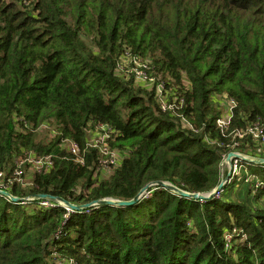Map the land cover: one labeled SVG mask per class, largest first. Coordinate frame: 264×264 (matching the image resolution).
<instances>
[{
    "label": "trees",
    "instance_id": "16d2710c",
    "mask_svg": "<svg viewBox=\"0 0 264 264\" xmlns=\"http://www.w3.org/2000/svg\"><path fill=\"white\" fill-rule=\"evenodd\" d=\"M127 58L153 87L121 76ZM218 96L233 103L225 129ZM255 124L264 0H0V184L28 199L0 196V264H264V166L243 163L203 202L156 186L129 208L34 200L128 202L157 182L212 193L229 154L264 158L237 134ZM95 133L119 165H104ZM26 157L53 166L19 183Z\"/></svg>",
    "mask_w": 264,
    "mask_h": 264
},
{
    "label": "built area",
    "instance_id": "2783aa9c",
    "mask_svg": "<svg viewBox=\"0 0 264 264\" xmlns=\"http://www.w3.org/2000/svg\"><path fill=\"white\" fill-rule=\"evenodd\" d=\"M131 62H133V64H135L134 65L135 68H134L133 72H130V73L134 74L136 82H140V84H141V83H145L146 80L149 81L148 76L146 74V70L148 69V64H146V63L142 64L137 59H133ZM124 69H125V67L122 70H124ZM161 91H162V87L159 86V93ZM229 104H230V106L227 110L226 116L224 115L223 117H221L217 123L218 127L221 129L227 128V126L231 122V117H232L231 114H232V110H233L232 104L233 103L231 101H229ZM237 134L240 135L241 139L248 138V137L252 138L256 143L259 144L260 148H262V147L264 148V125L255 124V125L251 126L246 132L241 133V131H239V132H237ZM104 150L108 151L107 148H105ZM71 152L73 155L78 153V148L76 145L75 146L72 145ZM102 152H103V149H102ZM236 154H241V153L238 152ZM241 155H243V154H241ZM225 159H226V157H225ZM119 163H120V159L115 155V153H111V156L109 158H106V160L104 161V165L106 167L107 166L108 167L117 166V165H119ZM243 163L244 162L240 159L232 161L231 168H232V170H234L235 174L241 172V168H242ZM16 164H17V169L14 173V176H15V180L19 183H23L24 169L26 168L27 165H28V167L29 166L32 167L34 172H40L42 170V168H46L47 170H49L53 166V162H52L51 158H39V160H35L33 158L26 157L25 159L17 160ZM1 178L2 177L0 175V179ZM7 186H8L7 184H4V185L0 184V190L3 191L4 187H7ZM55 205L59 206L60 203H58L57 201H56V203H52L51 201H47V200H42V202H41V206H43V208H52ZM66 210L69 211L68 209H66Z\"/></svg>",
    "mask_w": 264,
    "mask_h": 264
},
{
    "label": "water",
    "instance_id": "95a60500",
    "mask_svg": "<svg viewBox=\"0 0 264 264\" xmlns=\"http://www.w3.org/2000/svg\"><path fill=\"white\" fill-rule=\"evenodd\" d=\"M242 160L244 163L247 164H251V165H259V166H264V158H259L256 157H250V156H246V155H241V154H236V153H231L228 155V157L226 158V162L228 164H232L233 160ZM230 175V174H229ZM229 179V177L227 178ZM226 185V183L223 181H221L220 185L216 188V190L212 193L209 194H193V193H189V192H184L182 190H179L178 188L174 187L173 185L169 184V183H162V182H157V183H150L147 186H145L143 189H141V192L131 201L125 202V201H119V200H102V201H95L94 203H90V204H85V205H72L71 203L67 202L66 200H63L61 198L55 199L51 196L48 195H40L37 197H34V200H51V201H57L58 203H60V205L62 207H64L65 209H68L72 214H75L77 212H85L87 210H90L92 208L98 207V206H106V207H120V208H129L131 206H134L136 204H138L139 202H141L146 196L149 195V192L151 191L150 189L154 186L165 189V190H170L171 192L175 193L176 195H178L181 198H187V199H192V200H198L200 202L203 201H208V200H212L215 197H217L221 191H223V187ZM0 196L2 197H6L8 198L11 202L15 203V204H22L26 201H28V199H19L14 197L12 194H10L7 191H2L0 190Z\"/></svg>",
    "mask_w": 264,
    "mask_h": 264
},
{
    "label": "rangeland",
    "instance_id": "374dc122",
    "mask_svg": "<svg viewBox=\"0 0 264 264\" xmlns=\"http://www.w3.org/2000/svg\"><path fill=\"white\" fill-rule=\"evenodd\" d=\"M131 61L132 60L130 58H127V60L123 63V65L126 68V70L120 69V74H121L122 77L130 76L129 73L130 72H133V70L135 68V66H134L135 64L133 65V62H131ZM130 74H133V73H130ZM128 79H129V77H127V80ZM138 83L140 84V82H138ZM141 85H143L144 88L145 87H148V88L150 87L151 88V87H153V82L150 81V80L149 81L146 80V82L145 83H141ZM213 106H214V108L218 109V111L220 112V114L222 116H224V115L226 116V113H227V110H228L230 104H229L228 99H226V98H224L222 96H218L217 98H214V100H213ZM91 138L92 139L90 140V144L92 146L99 145V147L101 149H103V155L105 156V159L106 158H109L110 157L109 151L104 150L106 148L105 141H106L107 137H105V135H103V134L95 133V134H93V136ZM115 155L119 159H121V156L120 155H118L117 153H115ZM242 167H243V165H242ZM221 170H223V178H222V181L224 180V182L226 184H228V183L231 182L230 181L231 178H232V181H233L235 179V177L239 176L238 175L239 173H236L235 174L234 170H232V168H231V165L226 162V159L223 160L222 163H221ZM24 171L26 173L25 175L27 176V178H30L31 177V174L33 172V168L29 166V167L25 168ZM228 177H229V179H227ZM228 238L230 239L229 236H228Z\"/></svg>",
    "mask_w": 264,
    "mask_h": 264
}]
</instances>
